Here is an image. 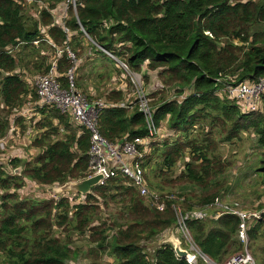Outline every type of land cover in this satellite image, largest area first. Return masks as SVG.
<instances>
[{
	"label": "trees",
	"instance_id": "1",
	"mask_svg": "<svg viewBox=\"0 0 264 264\" xmlns=\"http://www.w3.org/2000/svg\"><path fill=\"white\" fill-rule=\"evenodd\" d=\"M36 1H46L48 7L39 10L40 16L28 25L22 15V0H0V94L15 102L28 91L21 77L12 73L16 58L7 52V46L24 45L39 52L38 45L51 41L75 50L87 41V35L96 44L89 43L96 52H103L101 47L142 75L153 120L161 134L169 130L161 148L151 141L154 149L144 157L143 166L158 160L155 168L159 174L155 177L168 179L173 165L183 157L185 163L172 185L178 187L177 199H164L168 193L160 188V182L148 180L145 173L148 186L165 200L163 210L153 207L150 198L140 196L120 173L91 187L88 194L63 191L55 198L36 191L32 196L24 195L25 184L47 187L87 176L89 132L70 123L58 110L39 109L48 119L41 126L49 129L29 146L40 152L30 155L25 150L0 164V254L7 264H71L86 251L75 245L73 235L86 237L90 244L82 256L94 261L100 252L108 251L113 256L111 264H150L142 242L152 241L176 224L178 212L203 208L223 198L220 193L226 190L222 182L215 181L227 165L224 158L207 145H193L194 138H169L170 131L191 130L203 112L206 115L214 110L224 115L231 121L227 122L235 136L241 130H251L257 136L262 158L255 173L264 183V93L260 95L261 109L249 112L240 110L225 94H217L230 83L228 76H235V83L264 77V0H75V9L70 4L63 24L53 20L50 9L65 0ZM42 57L41 66L47 59ZM71 61L63 50L57 67L64 86ZM185 92L189 94L180 99ZM167 93L171 98L165 99ZM107 100H123L121 90L111 89ZM59 124L65 126L64 133L54 138ZM98 128L113 142L148 134L136 107L102 109ZM188 146L189 157H185ZM18 166L20 173L15 172ZM100 198L105 206L121 201L123 211L117 217H102ZM238 221L235 215L223 214L217 219H188L186 226L199 250L222 263L227 255L242 249L234 237ZM112 229L115 233L110 237L103 235ZM263 231L264 213L251 224L249 240H257ZM155 264L188 263L175 255L170 244H162L155 250Z\"/></svg>",
	"mask_w": 264,
	"mask_h": 264
},
{
	"label": "rangeland",
	"instance_id": "2",
	"mask_svg": "<svg viewBox=\"0 0 264 264\" xmlns=\"http://www.w3.org/2000/svg\"><path fill=\"white\" fill-rule=\"evenodd\" d=\"M70 4L74 10L75 0H65L64 2L56 4L53 9H50L52 18L55 22L57 21L63 24V21L68 18V8ZM21 5L23 8L22 15L25 17L28 25H31L34 20L40 16H38L39 10L48 7L46 1L37 2L36 0H22ZM85 40L87 41H83L81 47H77L75 50H73L71 46H68L65 43L62 45H56L51 41H48L49 44H51L50 46L49 44H43L41 46L38 45L40 43L36 44L45 52L43 54L47 58V63L41 67V58L38 51L34 52L32 49H28L26 47H24V49L22 50L20 49L21 45L15 46V49L11 54L14 58H16L15 68L14 70H12V73L19 75L22 80L23 77H27L30 81V84L26 80H23L28 87V91L26 94L20 96V100H16L15 102H10L9 99H5V97L0 94V138H5L6 135L8 136V133L10 132V128L12 126H20L21 128L27 130L24 123L28 121H25L23 117L18 116L17 113H19L23 108L27 107L29 103L28 101L36 100L34 78L38 74L45 72V69L48 66L49 59L56 55L58 49H65L66 46H68V48L72 52H74L73 54L75 56V61H71L72 65L75 67L74 83L76 88L80 92L89 96L92 95L107 99V95L110 94L111 89H115L119 85H124L126 87V92L125 90L121 91L123 94V99L127 95V93L131 94V98H133L134 89L131 87L130 75L127 73L128 70H132L128 68V70H126L127 72H125L124 68L120 65V60L117 57L114 58L104 52L107 56H109V58L111 57L110 59L114 62L107 60V57L103 52H96L94 48L90 47L89 43H93L87 35H85ZM233 42L235 44H238V41L236 39ZM13 46L14 45H12V47ZM116 63L121 67L122 70L120 68L118 69ZM3 75H6L5 72H3ZM226 78L231 82L234 80L235 76H228ZM141 79L143 81L142 75ZM145 83L146 82L143 83L144 88H147ZM28 93H30V96H27ZM188 94L189 92H185L182 97H180V99H183ZM217 94L223 95V90H219ZM164 97L165 99L171 98L168 93L167 95L165 94ZM173 97H175L174 94ZM233 104L235 105L234 102ZM261 106L262 104H260L259 109H261ZM34 112L38 113L37 115H33L32 118H30V121H32L30 122V125L34 124L33 129L37 134L35 136L38 137V135L42 131L49 129V127L41 126V124L48 123V119L41 111V113H39V110H36ZM204 114L205 113L203 112L199 115V118L194 122L191 130L170 131L172 134L169 136V138H171V141H173L174 137H179L181 139L185 138L186 140H193L194 138L196 139V142L194 143V141H192L193 145H207L209 150H212L215 154H217L221 158H224L223 161L225 162V165L227 164L225 166L224 172L221 176H218L219 178L215 177V181L222 182L224 184V187L226 188L224 192L220 193L221 197H223L220 201L230 203L232 202V200H236L245 209L259 208L258 205L264 204V183L262 182V177L255 173L257 171L255 168L259 165V163H261L260 160L262 158V148L259 147L256 142L257 136H255L251 130H241L242 133L241 131H238L236 132L237 135L235 136V134L230 130L231 123L229 122L231 121L227 120L224 115L214 110L210 111L209 114ZM34 118H37L36 122L34 121ZM58 127L60 130L58 132V135L54 138H60L64 133L63 129L65 126L63 124H59ZM1 131L3 132L1 133ZM168 131V129H165V134L159 133V135H155L153 137L154 141L160 144H156V147L159 146V148H161L163 139L167 136ZM20 134L24 135L27 140L34 139L33 135L27 136L26 132L23 130H20ZM205 134H207L208 136L206 137ZM11 135L13 137V140L17 139L15 131H12ZM228 137L231 138L228 139ZM11 142L12 141L9 137L7 143L5 142V150H0V157L4 156L3 153L6 152V150L9 151L7 152V154H10V152H12L13 147H10ZM234 143H236V145H234ZM18 144L23 145V152H25V150L26 152L32 151H30L31 147L29 145H24L22 143ZM232 145H234L235 147L233 146L232 149L234 150L231 151L229 148ZM190 148L191 146H188L185 149V157H189L188 152L190 151ZM150 149L153 150L154 147L150 146ZM183 158L180 160L181 162H179V164L177 163L170 168L173 174H168V179H166L165 176H159L158 178L155 177L157 173L159 174V169L157 170L155 168V163H157L158 160H154L148 165L146 164L147 167L145 169L148 180L159 181L161 184L160 188L164 190L163 192L168 193L169 195H171V198L175 199H177V193L179 190L177 185H172L174 184V177L178 175L181 169L184 168L183 165L185 161ZM36 190H40V188H36ZM180 200H182V198H180ZM99 202H101L102 205L101 213L102 217L104 218H108L109 216L113 215L117 217L123 211L121 201H117L115 204L108 203L107 206L104 205L102 198H100ZM208 217L209 216H207L206 218ZM68 232L70 233V231ZM113 233H115V230L113 229L108 231L106 230L105 232H103V235L105 237H110ZM58 234L62 236L64 234V231L60 229ZM257 235V240L250 239L248 249L255 258L256 264H264V231ZM171 238L179 239L182 242V245H184L182 234L175 223L163 232L156 234L152 241L142 242L140 245L144 248L146 259L155 254L153 252L158 248L160 243L166 242L165 244H170L172 246ZM73 240L75 242V245L79 249H84L87 251L90 243L86 239V237L83 238L78 235H73ZM139 243L140 242H138V244ZM94 245L97 246V243L95 242ZM240 250H238L237 252H239ZM86 251L81 254H86ZM237 252L227 255L226 258ZM82 255H80V257L71 264H92L93 262H96L97 264L113 263V256H111L108 251H106V253L100 252V257L96 261L92 260L95 259L93 257H84ZM0 264H7L2 254H0Z\"/></svg>",
	"mask_w": 264,
	"mask_h": 264
},
{
	"label": "built area",
	"instance_id": "3",
	"mask_svg": "<svg viewBox=\"0 0 264 264\" xmlns=\"http://www.w3.org/2000/svg\"><path fill=\"white\" fill-rule=\"evenodd\" d=\"M64 30L68 32L67 28H64ZM14 49L15 47L12 46L6 47L8 53H12ZM100 49L116 58L105 49ZM63 50L67 52L68 57L72 61H75L73 52L67 46L65 49H58L56 55L49 59L48 69L34 78L36 100L30 101L27 107L19 112L20 114L17 113L18 116L24 117L28 121L26 122L28 124L27 126L31 129L29 133L32 134L26 133V135H33L34 139L37 138L35 136L37 135L36 131L33 129L34 124L30 125V122H32L30 118L38 113L34 111L41 108L58 110L69 119L70 123L78 127H83L89 132V149L87 151L88 168L85 178L101 175V178L96 184L98 185L103 184L108 178L115 177L120 173L123 177L127 178L129 184L138 191L140 196L150 198L152 205L156 209L163 210L165 207V200L160 197L157 191L152 190L148 186L145 178L146 167L143 166L144 157L150 150L151 141H154L153 137L158 135V132L161 134V132L158 130L153 120L152 110L149 104L150 100L145 91L141 74L135 71H129L127 65L120 60V65L124 68L125 72L128 70L127 73L130 75L131 87L134 89L133 98H131V94L127 93L123 100L115 102L107 100L106 98L89 96L80 92L75 87L74 66L66 71L67 85L64 86L60 82L57 61ZM115 89L124 91L126 87L124 85H119ZM222 90L223 94L230 100H233L240 110L247 112L253 111L260 107V95L264 93V77L257 81L244 80L238 83L231 81L226 84ZM107 107L129 109L136 107L144 117L148 134L144 137H135L132 140H120L118 142L107 140L100 133L98 128L99 112ZM34 119L36 122L37 118ZM12 131H15L17 138L20 136L25 138L24 135L20 134L18 126H12L10 128V136H12ZM8 139L9 136L7 135L5 138H0L1 151L5 150V142L7 143ZM34 139L27 140L25 138L24 140L27 142V145H30L31 141ZM31 150V152H29L30 155H35L40 152L39 148ZM58 186L60 185L55 184L41 187L38 184H34L28 188H32L31 190L35 192L38 191L41 194L47 193L49 196L57 198L59 192H57L55 188ZM36 188H40V190H36ZM35 192H33V194H35ZM33 194H28V196H32ZM164 199H171V195L164 194ZM220 200H222V198L216 199L213 203H209L203 208L192 209L186 213H177L176 226L182 234L184 245H182L179 239H175L179 240L180 248L187 252L186 255L181 258L186 260L188 264H199V261H202L204 264H256L255 258L248 249L250 242L248 231L254 221L262 219L264 207L245 209L236 200H232L230 203H225ZM223 214L235 215L238 218L239 221L234 237L242 245V249L228 257L222 263H218L202 253L195 245L187 229L186 221L188 219H205L207 216L217 219ZM165 243L166 242L160 243L158 247ZM172 248H174L173 242ZM153 253H155V251ZM148 259L150 264H155V254Z\"/></svg>",
	"mask_w": 264,
	"mask_h": 264
},
{
	"label": "water",
	"instance_id": "4",
	"mask_svg": "<svg viewBox=\"0 0 264 264\" xmlns=\"http://www.w3.org/2000/svg\"><path fill=\"white\" fill-rule=\"evenodd\" d=\"M101 48V47H99ZM21 167L18 166L15 168L16 173H20ZM101 178V175H94L88 178L76 180V181H67L64 184L58 186L56 189L57 192H63V191H74L80 194H88L90 193L91 187L95 186L99 179ZM173 244H174V252L178 257H184L186 255V250L181 249L179 246V240L175 238H171Z\"/></svg>",
	"mask_w": 264,
	"mask_h": 264
},
{
	"label": "crops",
	"instance_id": "5",
	"mask_svg": "<svg viewBox=\"0 0 264 264\" xmlns=\"http://www.w3.org/2000/svg\"><path fill=\"white\" fill-rule=\"evenodd\" d=\"M92 41V40H91ZM92 43L93 44H95L93 41H92ZM35 44V43H34ZM96 45V44H95ZM13 47H15V46H13ZM37 48H39V47H37ZM18 49V48H17ZM20 49H24V46H21L20 47ZM21 50V51H22ZM13 53V52H12ZM39 55H40V58H41V60H40V62L42 61V59H43V57L42 56H45L43 53H45L41 48H39ZM46 63H47V59H46ZM40 67H41V65H40ZM42 69V68H41ZM40 69V70H41ZM23 80H26L29 84H30V81L28 80V78L27 77H23ZM27 96H30V93H28L27 94ZM30 101H32V100H30ZM30 101H28V102H30ZM24 118V117H23ZM24 120H26L25 118H24ZM25 122V121H24ZM25 124V126H26V128H27V130H25L24 128H21L20 126L18 127L19 128V131L20 130H23V131H25L26 133H29L30 131H31V129L27 126V124L26 123H24ZM163 126H165L164 124H162ZM241 133H242V131H241ZM8 136L10 137V139H11V144H10V147H13L12 148V152H10V154H7V152H9L8 150H6V152H4L3 153V157H0V164H1V162H3V163H5L6 162V160H8L9 158H11V156L12 155H14V154H17V153H22V146L23 145H21V144H18V143H22V144H26L27 145V142L24 140V138L22 137V136H20V137H18L17 139H14L13 140V138H12V136H10V132L8 133ZM233 141V140H232ZM234 145H236V143H234ZM234 145H232V146H230V150L232 151V150H234V149H232L233 148V146ZM235 147V146H234ZM10 150V149H9ZM23 154V153H22ZM2 163V164H3ZM24 185V184H23ZM27 185L28 184H25L24 186H25V188H24V190H23V192H22V194H24V195H28V194H33V192H35V191H33V190H31L32 188H29L28 189V187H27Z\"/></svg>",
	"mask_w": 264,
	"mask_h": 264
}]
</instances>
